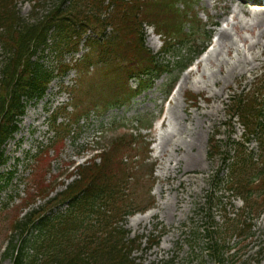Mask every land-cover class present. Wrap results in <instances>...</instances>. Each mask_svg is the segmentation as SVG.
Wrapping results in <instances>:
<instances>
[{"label": "rangeland", "instance_id": "obj_1", "mask_svg": "<svg viewBox=\"0 0 264 264\" xmlns=\"http://www.w3.org/2000/svg\"><path fill=\"white\" fill-rule=\"evenodd\" d=\"M235 1L237 0L179 1L175 6L177 22L185 26L183 34L190 29L194 31L183 37L175 33L174 38H171L169 32L161 28L160 21L163 18L169 26H174V21L164 15L159 7V17L149 16L145 19L146 44L158 57L160 64L168 67V71L162 74L150 91L139 96L135 103L125 109L111 108L110 115H105L108 110L102 111L104 106L115 101L116 91L122 94L121 88H127L121 83L123 71L106 74L95 70L91 72L93 76L88 77L84 92L79 95L81 106L77 103L78 110L84 116L76 124L70 125V133L63 141L51 143L54 139L50 138L52 133L54 135V118L49 123L52 133L47 135L38 131L40 126L33 124L28 128L22 123L20 133L7 150L10 161L2 169V178L6 180L8 173H13L14 178L10 182L13 186L6 180V186L0 192V264H14L11 254L5 255V248L10 236L13 238L15 234L16 241L21 238L18 235L20 229H15L13 235H10L15 218H23L33 208L43 204L40 198L49 189L52 188V197L61 193L72 182L69 179V165L75 163L76 159L81 161L89 158L91 150H109L108 146L112 142L137 133L143 136L137 149L132 150L129 146L119 148L113 153L108 167L112 175L126 180L123 188H128L126 194L135 202L129 207L132 208L130 211L139 212L152 207L147 192L154 184L151 193L154 205L150 211H156V214L149 220L145 219V214L130 215L123 224L129 236L140 238L141 245L132 254L136 264H264V185L256 187L253 178L261 170L255 159L248 154L251 152L255 158L260 157L262 151L258 142L251 138L252 141L245 145L246 150L242 148L241 152L224 143L215 153L218 155L216 160L230 156V167L224 169H219V161L212 165L208 155L211 149L209 139L215 126L227 120L226 110L230 97L241 92L242 88L253 91L258 86H264V26L255 27L257 22L254 16L261 15L264 6L248 5L245 14L240 13L235 17ZM69 2L72 0H17L15 5L20 11V18L32 22V17L49 16L59 6L61 11L68 9ZM86 2L80 8L84 9ZM104 6L108 7L107 13L112 12L110 2L107 1ZM187 11L190 16L184 18ZM107 13L104 17H107ZM112 28L110 26L107 33H111ZM223 29L229 32L232 43L229 44V50L228 44L217 45L214 50ZM207 32L208 36L213 33L209 50H206L207 53L211 51L210 60L196 66L205 52L194 62L192 68L182 73L183 70L180 71L177 64L182 62L185 66L196 57L203 45L207 44ZM89 35H93L91 31L84 37L82 51L86 50L84 43ZM166 42L171 45H167V49ZM53 44L54 40H51L50 47ZM217 49L219 52H216ZM50 51V48L45 51L49 67L55 68L61 61L74 62L72 55L66 51L60 55ZM217 60L224 62L222 68H219ZM236 65H239L238 68L231 71ZM213 71H216L218 78L214 79ZM177 78L182 89L172 100H168L172 84L170 81ZM77 79L78 73L71 72L64 79H56L50 85L46 98L36 107L40 114L36 123L40 122L42 115V128H47L46 121L52 117L57 107L65 103L72 104L73 98L69 93ZM132 84L134 86L135 81ZM188 93L199 96L196 105L187 100ZM251 96L249 92L246 98ZM73 110L69 106L67 112ZM58 114L62 117L58 123L69 122V115H64L61 111ZM87 114L89 117L84 118ZM71 122L72 120L69 123ZM111 124L105 135L106 131L100 129ZM234 124L235 137L242 141L245 130L238 117L234 118ZM227 132L223 128L219 138L224 139ZM93 146L97 147L92 148ZM128 168H134L129 177L125 175ZM217 168L221 174L220 181H224H219L215 186L210 211L205 213L202 206L206 204L204 196L210 188L208 179L211 171ZM240 170L246 172L244 174L248 183L245 190H254L256 196H262L258 200L254 199L258 203L256 209H246L241 196L244 193L230 189L232 181L244 177ZM236 174L238 176L234 177ZM78 178L79 176L73 180ZM215 183L212 181V186ZM7 188L10 189L4 191ZM34 195L36 201L32 199ZM38 195L41 196L37 197ZM9 197L13 199L10 200ZM236 227L238 230H235ZM205 230L212 236L209 242ZM160 232L161 236L158 238ZM150 240L157 241L158 245L153 247L151 244L150 247ZM215 242L221 246V257L213 250L212 254L209 252V247Z\"/></svg>", "mask_w": 264, "mask_h": 264}, {"label": "trees", "instance_id": "obj_2", "mask_svg": "<svg viewBox=\"0 0 264 264\" xmlns=\"http://www.w3.org/2000/svg\"><path fill=\"white\" fill-rule=\"evenodd\" d=\"M0 1L6 8L11 0ZM85 1L84 9L80 8ZM107 1L113 10L104 17L108 9L104 3ZM143 1L72 0L68 9L61 11L59 6L58 11L45 20L37 18L20 29L15 22L5 21L9 27L4 34L7 37L2 40L10 50V57L0 67V166L5 162L3 146L16 130L17 119L26 107L23 100L43 97L54 79L52 71L33 61L47 46L49 37L55 38L56 50L63 52L75 49L77 43L73 44V37L80 40L88 27L96 31V37L88 42L90 53L77 66L81 76L74 96L79 101L81 89L88 83V77L93 76L89 71L91 67L100 73L112 74L129 65L134 48L132 63L140 57L150 62L149 52L144 49L142 25L149 17L147 11L151 6L146 5L149 0L146 3ZM154 1L161 5V0ZM175 1L162 9L163 14L174 11ZM4 19L0 18V28ZM162 21L166 23L165 19ZM110 26L113 27L112 32L107 35ZM167 27L171 32L181 30L175 21L174 26ZM146 67H149L148 64ZM69 69V66L62 65L60 73L65 74ZM128 73L140 72L130 70ZM109 163V158H105L102 168L93 165L81 169V180L60 195L62 202H72L69 214L62 218H43L42 211H35L25 220L22 231L28 227L31 232L21 246L12 245L15 264H133L124 233L113 227L116 219L126 213L122 189L126 180L112 175ZM207 234L210 241L212 236L210 232ZM30 250L33 255L26 263L25 257ZM209 250L217 252L218 257L222 253L217 243Z\"/></svg>", "mask_w": 264, "mask_h": 264}, {"label": "bare ground", "instance_id": "obj_3", "mask_svg": "<svg viewBox=\"0 0 264 264\" xmlns=\"http://www.w3.org/2000/svg\"><path fill=\"white\" fill-rule=\"evenodd\" d=\"M234 5H236L234 7V9H236L235 12H234L235 15L240 14V13H243V14L246 13L247 6L243 2H237L236 1L234 3ZM254 16H255V21L257 22L255 27L264 26V12L261 15L255 14ZM233 25L235 26V24H233ZM230 43H232V37L230 36L229 32L226 31V30L225 31L222 30L219 33L218 45L219 46H224V45H227V44L229 45ZM229 47H230V45L228 46V50H229ZM216 52H219V50H217ZM206 59L210 60V54H207L206 56L204 55L200 62H202V61H204ZM217 62L219 64V68H222L221 65H224V62L222 60H219V61L217 60ZM235 70H236V66L231 71H235ZM212 75H213L214 79L218 78L216 71H213ZM37 116H38V113H36V114H32L31 113L30 116H29V121L30 120H34L35 118H37ZM154 214H156V211L150 212L149 214H147L145 216V219L149 220L150 217L153 216Z\"/></svg>", "mask_w": 264, "mask_h": 264}]
</instances>
